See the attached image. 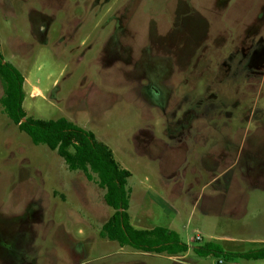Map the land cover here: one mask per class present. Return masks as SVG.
Masks as SVG:
<instances>
[{
	"label": "rangeland",
	"instance_id": "obj_1",
	"mask_svg": "<svg viewBox=\"0 0 264 264\" xmlns=\"http://www.w3.org/2000/svg\"><path fill=\"white\" fill-rule=\"evenodd\" d=\"M0 53L28 117L91 131L130 172V224L189 246L102 238L96 176L0 103V264H264L229 256L264 246V0H0ZM205 242L223 253L194 254Z\"/></svg>",
	"mask_w": 264,
	"mask_h": 264
},
{
	"label": "trees",
	"instance_id": "obj_2",
	"mask_svg": "<svg viewBox=\"0 0 264 264\" xmlns=\"http://www.w3.org/2000/svg\"><path fill=\"white\" fill-rule=\"evenodd\" d=\"M0 103L6 116L25 133L34 145H45L56 151L70 171H81L89 181L96 176L99 188L104 190L103 199L113 214L102 225L99 235L116 241L120 247L128 246L136 251L176 256L186 253L189 246L180 240L177 232L163 226L137 229L129 222V189L127 179L130 172L114 159L110 148L98 141L91 131L60 117L40 119L28 117L23 108L24 78L11 63L3 60L0 53ZM193 253L207 257L220 255L223 249L214 242H205L193 247ZM233 258L264 260V246L241 253H230Z\"/></svg>",
	"mask_w": 264,
	"mask_h": 264
},
{
	"label": "crops",
	"instance_id": "obj_3",
	"mask_svg": "<svg viewBox=\"0 0 264 264\" xmlns=\"http://www.w3.org/2000/svg\"><path fill=\"white\" fill-rule=\"evenodd\" d=\"M151 229V228H150Z\"/></svg>",
	"mask_w": 264,
	"mask_h": 264
}]
</instances>
